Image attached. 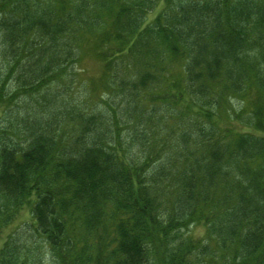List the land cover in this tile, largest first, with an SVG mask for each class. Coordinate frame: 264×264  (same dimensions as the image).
I'll use <instances>...</instances> for the list:
<instances>
[{
	"label": "trees",
	"instance_id": "1",
	"mask_svg": "<svg viewBox=\"0 0 264 264\" xmlns=\"http://www.w3.org/2000/svg\"><path fill=\"white\" fill-rule=\"evenodd\" d=\"M22 212L0 264H264V0H0V237Z\"/></svg>",
	"mask_w": 264,
	"mask_h": 264
},
{
	"label": "rangeland",
	"instance_id": "2",
	"mask_svg": "<svg viewBox=\"0 0 264 264\" xmlns=\"http://www.w3.org/2000/svg\"><path fill=\"white\" fill-rule=\"evenodd\" d=\"M158 7V8H157ZM156 9L153 10V12L148 16V19H151L155 13L161 8V4L157 5ZM100 69V64L92 57H87L85 59H82L79 64H77V76L79 83H85L83 80L90 81L94 76L98 75ZM77 81V83H78ZM78 83V84H79ZM87 84L90 85L88 82ZM79 93H77L78 95ZM76 95V96H77ZM20 219L16 221V223L12 224V226H8L3 230V236L0 237V244L4 236L8 233H10L17 225L18 223H21L22 221L26 220V212H22L20 214ZM189 234H191L194 237H202L204 236L205 229L202 226L194 225L189 228ZM151 264V262H149Z\"/></svg>",
	"mask_w": 264,
	"mask_h": 264
}]
</instances>
